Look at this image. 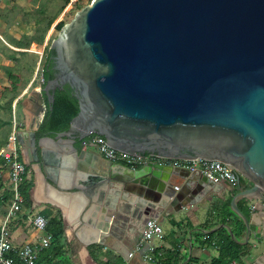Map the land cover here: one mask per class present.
I'll return each mask as SVG.
<instances>
[{
    "label": "water",
    "instance_id": "95a60500",
    "mask_svg": "<svg viewBox=\"0 0 264 264\" xmlns=\"http://www.w3.org/2000/svg\"><path fill=\"white\" fill-rule=\"evenodd\" d=\"M49 49L56 73L27 103L42 117L51 92L72 89L78 112L68 130L48 138L60 151L76 154L74 140L96 134L137 156L228 163L250 183L230 199L246 228L244 242L230 236L248 241L250 223L237 201L264 202V0H91ZM118 166L110 162L106 179L120 185L109 188V209L131 194L179 209L208 180L200 174L193 188L177 190L161 182L171 168L114 172Z\"/></svg>",
    "mask_w": 264,
    "mask_h": 264
},
{
    "label": "crops",
    "instance_id": "0c3cea01",
    "mask_svg": "<svg viewBox=\"0 0 264 264\" xmlns=\"http://www.w3.org/2000/svg\"><path fill=\"white\" fill-rule=\"evenodd\" d=\"M4 1L6 0H0V39L3 41V34L22 30V25H15L17 21L15 24H8L6 21L9 9H5ZM32 106L28 104L27 107L31 113L34 111ZM32 114L36 124L33 126L32 123L31 128H26L24 132L34 131L41 122L39 116L34 112ZM48 138L42 141L44 163H24L28 171L26 180L32 184L29 192L30 207L24 210L32 214H42L43 210H49L52 215L58 213L63 224V236L74 233L84 246L94 244L105 251L112 250L123 261L141 236L146 221L157 218L163 237L155 241L157 247L153 256L150 260L135 256L132 264H212L220 256L221 240L227 236L231 238L230 232L238 229L236 218L230 214V205H225L230 198H227L226 193L232 194L233 189L222 182L217 183L218 189L204 184V193L193 202H184L179 209L169 205L162 207L159 200L152 201L135 194H131L128 201L120 202L117 209H109V201H106L109 188L120 187L119 184L106 180L111 169L110 161L92 147H82L77 149L76 154H66L60 151L57 143ZM113 170L122 173L123 167H113ZM191 176L183 171L170 169L164 172L161 182L171 184L177 190L186 185L193 188L199 175L196 174V178ZM4 180L1 185L5 190L8 189L6 174ZM238 202L240 209L248 217L250 235L246 243H238L241 246L238 259L232 258V251L222 252L225 264H247L250 260L246 252L256 251L255 246L260 249L264 247V204L262 201L250 202L248 199H240L237 204ZM251 204H254L256 212L250 214L248 207ZM109 210L111 216L107 223L105 217ZM23 222L16 219L10 226L11 238L16 245L35 241L41 235L33 227L30 229L23 225ZM244 230L243 237L241 234L234 235L237 241L244 242L245 226ZM257 264H264V257Z\"/></svg>",
    "mask_w": 264,
    "mask_h": 264
},
{
    "label": "rangeland",
    "instance_id": "374dc122",
    "mask_svg": "<svg viewBox=\"0 0 264 264\" xmlns=\"http://www.w3.org/2000/svg\"><path fill=\"white\" fill-rule=\"evenodd\" d=\"M6 0L5 9H9L6 17L8 24L18 22L22 30H14L13 33L3 34L5 41L0 39V146L6 141V137L12 126V105H16L15 118L19 123L18 130L23 133L26 128L36 124L33 112L27 109V98L34 90H38L42 84V68L48 54L51 41L57 36L58 29L54 25L62 21L69 22L78 9L75 4L85 6L91 0ZM13 24V25H14ZM27 117V120H26ZM43 146V144H42ZM0 185V216L7 210L9 191ZM227 198L232 194L226 193ZM3 198V199H1ZM262 204H264L262 202ZM254 210V211H253ZM247 211V210H246ZM249 213H255L256 209L248 207ZM247 211V213H248ZM28 214V218H27ZM56 214V213H55ZM24 210L18 213L17 220L32 229L30 216ZM14 223V222H13ZM255 228H258L255 226ZM239 229V230H238ZM237 231L243 237L244 227L238 223ZM260 240L257 242L259 243ZM51 243V242H50ZM61 258L48 253L42 256L40 264H119L112 250L101 249L96 245L81 244L74 233L65 235L61 242ZM256 251L249 250V263L257 264L264 257V247H256ZM253 249V248H250Z\"/></svg>",
    "mask_w": 264,
    "mask_h": 264
},
{
    "label": "built area",
    "instance_id": "2783aa9c",
    "mask_svg": "<svg viewBox=\"0 0 264 264\" xmlns=\"http://www.w3.org/2000/svg\"><path fill=\"white\" fill-rule=\"evenodd\" d=\"M17 102L18 100H15L12 105L13 119L11 130L6 137L5 143L0 146V185L5 182L4 177L6 174L9 191L6 213L0 216V264H36L41 252L47 249L51 242V235L46 233L47 218L40 213H33L30 216L32 227L41 234L35 241H26L21 245H16L12 241L10 232L11 224L17 219L18 213L25 208V198L22 194L21 186L25 182L28 172L20 157L19 123H17L15 118ZM83 147L96 149L103 158L110 162H115L123 168L137 169L151 163L177 170L187 169L191 173L203 175L206 179L216 184L225 183L232 189L236 187L239 178L243 177L233 166L220 161L170 159L149 153L137 156L119 151L107 145L104 137L96 134L87 137ZM248 201L257 202L254 200ZM250 207L254 209L255 206L251 204ZM162 237L163 230L158 219L150 218L146 221L143 232L136 244L127 252L121 264H132V259L135 256L150 260L157 247L155 241L161 240ZM231 264L238 263L232 262Z\"/></svg>",
    "mask_w": 264,
    "mask_h": 264
},
{
    "label": "trees",
    "instance_id": "16d2710c",
    "mask_svg": "<svg viewBox=\"0 0 264 264\" xmlns=\"http://www.w3.org/2000/svg\"><path fill=\"white\" fill-rule=\"evenodd\" d=\"M68 2L69 0L67 1V3ZM75 7L78 10H80L83 6H81L80 4H75ZM63 24L64 23L62 21H59L54 25V28H57L58 30H60ZM53 55H54L53 50L49 49L48 54L43 63V68H42V78H43L42 86L47 80L52 79L54 77L55 70L53 69V64H54L53 58H52ZM51 93L53 94V102L47 104L48 105L47 111L36 132L37 137H40L42 135H48L49 137H53L54 134H56L57 132L68 130L70 120L78 112L77 99L75 98L72 89L67 84L63 85L60 88H56ZM31 185L32 184L30 181L25 180V182L21 186V191L25 198V204H24L25 209L30 207L29 192L31 189ZM249 185L250 183L247 180H245L243 177H240L236 187L232 190V195L235 192H237V190L247 188L249 187ZM230 199L231 197L226 201V204H225L226 206L230 205ZM238 206L239 208L241 207L239 202H238ZM41 213L48 220V224L46 227V233L51 235V243L47 249L41 252L39 260L36 262V264H40L42 256L48 253L49 248L53 256L58 257V258L62 257L60 254L61 252L60 249L62 248L61 242H62L63 233H64L62 220L60 217L57 216L58 213L55 215H52V212H50L49 210H43ZM230 214L236 218L239 225L244 227L242 220L233 211H230ZM233 234L237 236L240 233L238 231H235V232L233 231ZM220 249H221V253H220L219 258L214 259L212 261V264H225L222 259L223 258L222 252L227 251V250L229 252L232 251L233 259H238L241 246L238 243H236L234 240H232L229 236H227L226 238L221 240ZM121 262L122 260H120L119 264H121ZM106 264H110V263H106Z\"/></svg>",
    "mask_w": 264,
    "mask_h": 264
},
{
    "label": "flooded vegetation",
    "instance_id": "af4514ba",
    "mask_svg": "<svg viewBox=\"0 0 264 264\" xmlns=\"http://www.w3.org/2000/svg\"><path fill=\"white\" fill-rule=\"evenodd\" d=\"M52 58H53V63H54V55L52 56ZM53 66H54V64H53ZM53 69H54V67H53ZM55 73H56V70L54 72V75H55ZM42 82H43V78H42ZM41 86H42V84H41ZM47 106L48 105L46 103V106L44 109V115L47 111ZM44 115H42V117L39 116L41 119V122H42ZM41 122H40V124H41ZM40 124L32 132H29V133L24 132L23 134L21 132L18 133L19 134V136H18L19 137V143L21 145L20 157H21V160L23 161V163H29V164H33V162H37V163H41V164L44 163V160H45L44 155L45 154H44V148L42 146V141H44L49 136L48 135H42L40 137L36 136V132H37ZM57 133H59V132H57ZM56 134H54V136H53L54 138H55ZM83 141H85V140H83ZM73 144L77 149H80L83 147L82 142H80L78 140H74Z\"/></svg>",
    "mask_w": 264,
    "mask_h": 264
},
{
    "label": "bare ground",
    "instance_id": "6f19581e",
    "mask_svg": "<svg viewBox=\"0 0 264 264\" xmlns=\"http://www.w3.org/2000/svg\"><path fill=\"white\" fill-rule=\"evenodd\" d=\"M191 177L192 178H196V174L195 173H192V176ZM205 183L207 184V186L209 188H214V189H218L219 188V185L218 184L212 183L209 180H205Z\"/></svg>",
    "mask_w": 264,
    "mask_h": 264
}]
</instances>
